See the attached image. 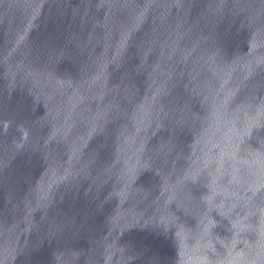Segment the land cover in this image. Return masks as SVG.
<instances>
[{"label":"water","instance_id":"water-1","mask_svg":"<svg viewBox=\"0 0 264 264\" xmlns=\"http://www.w3.org/2000/svg\"><path fill=\"white\" fill-rule=\"evenodd\" d=\"M0 264H264V0H0Z\"/></svg>","mask_w":264,"mask_h":264}]
</instances>
